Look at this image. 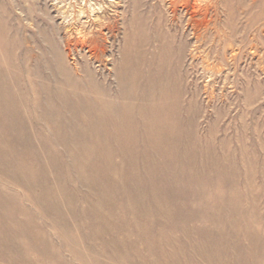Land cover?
I'll return each mask as SVG.
<instances>
[{
	"label": "rangeland",
	"instance_id": "rangeland-1",
	"mask_svg": "<svg viewBox=\"0 0 264 264\" xmlns=\"http://www.w3.org/2000/svg\"><path fill=\"white\" fill-rule=\"evenodd\" d=\"M0 264H264V0H0Z\"/></svg>",
	"mask_w": 264,
	"mask_h": 264
}]
</instances>
